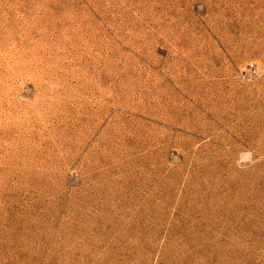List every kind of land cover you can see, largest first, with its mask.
<instances>
[{
    "label": "rangeland",
    "instance_id": "obj_1",
    "mask_svg": "<svg viewBox=\"0 0 264 264\" xmlns=\"http://www.w3.org/2000/svg\"><path fill=\"white\" fill-rule=\"evenodd\" d=\"M0 264H264V0H0Z\"/></svg>",
    "mask_w": 264,
    "mask_h": 264
}]
</instances>
